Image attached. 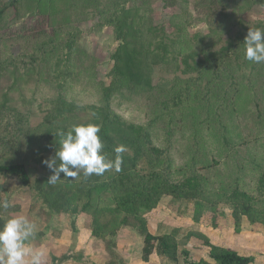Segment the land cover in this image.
I'll return each instance as SVG.
<instances>
[{
  "label": "trees",
  "instance_id": "obj_1",
  "mask_svg": "<svg viewBox=\"0 0 264 264\" xmlns=\"http://www.w3.org/2000/svg\"><path fill=\"white\" fill-rule=\"evenodd\" d=\"M73 1L76 4L79 0L0 1V41L12 38L11 28L18 26L19 39L10 41L19 43L29 27V50L17 46L20 51L16 58L0 60V71L5 70L12 77L20 68L29 67L40 77L51 54L60 52L53 63L56 76L51 95L34 97L38 80L32 78L33 74L29 76V95L20 96L12 87L0 91V182L17 179L23 187L35 192L48 213L59 222L88 218L87 228L96 241L95 248L108 239L110 246L115 247V237L126 228L141 238L143 262L156 254L168 264H178L180 258L184 264H252L253 256L215 245L200 231H188L180 241L183 246L180 249L176 239L180 228L172 233L154 234L148 226V216L163 198L169 197L178 205L191 204V220L196 224L208 212L211 227L221 229L226 225L222 205L230 207L235 233L241 232L243 220L264 229V64L247 61L243 44L249 29L264 28V21L249 27L241 19L253 5L264 7V0H237L233 9L239 13L227 24L224 21L233 16L221 10L217 25L207 36H194L196 45H181L186 26L177 24L185 20L187 9L171 19L175 29L170 34L163 25L154 24L150 10L140 9L135 0L130 9L117 3L108 11L92 10L99 13L101 24L113 27L118 42L111 57L110 82L100 84L92 102L79 98V92L69 91L76 33H71L67 40L57 38L66 23L54 21V16L58 17L54 11ZM206 1L211 7L226 2ZM164 2L165 6L169 2L171 6L175 0ZM215 10L207 11L211 14ZM220 32L222 37H212ZM173 65V73L187 77H175L169 90L163 84H154L155 68ZM157 88L161 89L163 100L161 107L154 109L157 114L149 123L130 119L114 105L117 95L127 99L154 98ZM194 96L195 107L188 114L196 117L201 111L204 117L189 126L193 130V147L186 163L178 165L183 144L179 124L184 119L176 121L173 115L186 108V100ZM244 96L247 104L250 102L246 111L247 104L240 107ZM24 99H29V106H36L42 116L34 127L19 111L18 105ZM122 100L126 101L120 99L117 103L122 104ZM171 110L173 113L165 121ZM81 123L101 126L99 135L109 158H115V147L126 146L121 171L110 170L102 176L87 178L81 173L75 179L61 174L62 180L48 184L53 173L43 161L55 157L59 150L58 132H67ZM208 125L212 130L208 136L215 140V152L203 156L198 147L207 140L203 130H208ZM157 128H161L160 135ZM192 238L208 249V260L189 259L191 250L187 245ZM109 253L111 259L105 264H123L112 250Z\"/></svg>",
  "mask_w": 264,
  "mask_h": 264
},
{
  "label": "rangeland",
  "instance_id": "obj_2",
  "mask_svg": "<svg viewBox=\"0 0 264 264\" xmlns=\"http://www.w3.org/2000/svg\"><path fill=\"white\" fill-rule=\"evenodd\" d=\"M133 2V0H79L76 4L73 1L71 5H68V2L66 4L63 3L59 9L54 11V13L56 12L58 14L57 18L54 16V21L57 23H66L57 38L59 40H67L71 33H76V39L74 41L75 52L72 62L73 73L69 71L70 78L68 84H70L69 91L73 94L79 92V98L83 101L92 102L98 94L101 86L100 84H109L110 70L113 65L111 57L118 45V42L114 37L113 27L101 24L103 21L99 20V13H93L92 10L101 9L100 11H108L109 7L114 6L117 3L124 5L125 9H130L133 6ZM135 2L140 6V9H149V14L153 19V23L159 26L163 25L169 34L175 29V25L171 24V19L176 15H179L182 12V9H187V13L184 15L185 20L177 24L179 26L181 23H184L186 26L184 30L186 37L181 38L183 39V43H180L181 45H189L190 43L196 45L194 43V36L196 34L207 36L212 28L217 25V14L221 10L233 16L231 17L232 19L228 18V20H225V24L234 20L239 13L238 9H233L237 4V0H226L222 6L214 4L212 7L209 1L206 0H175V2L171 4V6L174 7L169 5L170 2L168 3L169 7L168 5L165 6L164 0H135ZM68 9H72V11H69ZM208 9L216 10L210 14L207 11ZM66 11L69 13H66ZM140 13L142 14L143 11H140ZM67 18H69L68 22L65 21ZM241 19L249 27L256 26L258 23L264 21V7L253 5L241 15ZM32 22L33 24H36V18L33 19ZM17 27L18 26L11 28L13 32L12 38L7 37L0 41V60L8 57L16 58L17 53L20 51L17 46L29 50V27H26V31L22 34L24 38L20 39L19 43H13L10 41L19 39L20 35H18ZM221 34L222 32L218 34L214 33L212 34V37L216 36L219 38L222 37ZM222 44L217 46V48L221 47ZM178 52L180 51H176V54ZM59 56V50H56L51 54L48 58V66L43 68L40 77L35 74V70L33 73L29 71V67L27 70L20 68L19 71L16 72L17 74L12 76L13 78L9 72H5V70L0 71V91L12 87L20 96L26 94L29 95V87H31L29 85V76L33 74L32 78L38 80L36 94L33 93L34 97L36 99H42L43 96L51 95L55 87L52 82L56 76L53 63ZM173 70L174 65L169 68H166L165 66L156 67L154 84H163V87L169 90L172 88L173 84H175V77H180L182 79L187 77L179 72L173 73ZM75 73L77 75L73 76ZM115 97L114 105L122 114L127 115V117L132 120H138L144 123H149L153 116L157 114V111L155 112L154 109L161 107L163 100L161 89L158 88L154 98L146 99L141 97V99H127L124 97L121 98L118 95ZM194 98L195 96L186 100V108H182L173 115L176 121H178L177 118L184 119L183 124H179L182 126L179 130H181V134H183L181 136L183 144L180 147V153L177 160L178 165L186 163L189 159L190 149L193 147L191 134L193 130L192 127L189 126L198 124L201 122V118L204 117L201 111L197 112L196 117L188 114L189 109L195 107L196 100ZM120 99H125L126 101L122 100L123 103L119 104L117 101ZM246 104L247 97L244 96V99L241 100L240 107L243 108ZM249 105L250 102L247 104L244 111L248 110ZM18 107L19 111L26 116L28 124H30L31 127L36 126L41 121L42 116L38 112V108L36 106H29V99H24V102L18 105ZM238 110L240 111V109ZM172 113V110L166 113L164 117L165 121H167L168 116ZM157 131L160 135L161 128H157ZM210 132H212V130L209 129L208 125V130H203V135H206L207 140L198 147L199 153H202L203 156H208L215 152V140L208 136V133ZM177 144L180 145L179 142H177ZM0 184H2V189L0 185V201L5 199L10 201V207L8 209L0 208V227L3 226V223L8 218L16 215H23L31 222H34L36 224L35 234L38 236L41 232L44 233L47 222H50V225L53 226L54 229L55 227L60 226L62 228L70 226L72 219L70 221L59 222L56 216L48 213L46 208L42 205V202L35 195V192L23 187L17 179L7 178L2 180ZM192 209L191 204L189 205L188 203L183 202L178 205L169 197L163 198L158 207L148 216V226L154 234L172 233L175 228L179 227L180 231L176 236V239L180 243V249L183 247L180 241H182L188 231H200L210 239L211 243L222 247L232 248L240 255L253 256L254 262L252 264H264V229L262 227L252 226L246 220H243L241 232L239 234L235 233L230 219V207L221 205L220 209L225 213L226 225H222L221 229H214L210 225V213L205 212L201 222L196 224L191 220ZM83 218L84 219L80 221V226L87 227L90 220L86 217ZM46 227H49V225ZM68 236H70V232H68ZM137 237L139 238L137 234L130 232L124 236L120 235L118 239L119 243L116 242L119 245L118 250L116 247L110 246L109 239L105 242L102 241L99 242V244L97 243L98 245L105 246L100 249L101 253L99 252V254H97L98 259H101L103 255L102 261L106 263L111 259L109 251L112 250L123 263V260L118 253H120L122 249L125 250L127 244L138 248L141 244V239L139 240ZM71 239L73 241L74 233ZM34 242L38 243V245L40 244V241ZM34 246L36 245L34 244ZM187 246L191 250L189 257L190 260L198 261L202 258L208 260V249L201 244V241L192 238ZM41 247L44 249H39V251L45 253L47 247L42 245ZM103 249L106 250L104 251V254ZM77 257H79L78 252ZM90 258V256L86 255L82 261L83 264L96 263ZM100 259L98 263L100 262ZM159 259L156 262L157 264H168L167 260L161 262V259ZM180 264H184L183 258H180Z\"/></svg>",
  "mask_w": 264,
  "mask_h": 264
},
{
  "label": "clouds",
  "instance_id": "obj_3",
  "mask_svg": "<svg viewBox=\"0 0 264 264\" xmlns=\"http://www.w3.org/2000/svg\"><path fill=\"white\" fill-rule=\"evenodd\" d=\"M245 59L254 64H264V28L249 29L245 40ZM101 126L96 123H81L67 132H58L60 148L55 157L43 161L53 173L48 184H56L64 178L75 179L102 176L114 170L120 172L123 164L125 145L115 147V158L104 153V144L99 133ZM59 161V163H57ZM63 178V179H64ZM10 201H0V208L8 209ZM36 224L23 215L8 218L0 227V264H43L44 252L35 250L31 241L35 236Z\"/></svg>",
  "mask_w": 264,
  "mask_h": 264
},
{
  "label": "crops",
  "instance_id": "obj_4",
  "mask_svg": "<svg viewBox=\"0 0 264 264\" xmlns=\"http://www.w3.org/2000/svg\"><path fill=\"white\" fill-rule=\"evenodd\" d=\"M82 219L84 218L76 217L71 220L70 226H67L65 228H62L60 226L55 227V229L50 225V222H47L45 225L44 233L41 232L39 236L35 234L32 240L36 242L40 241V244L42 246L47 247V251L44 253L45 256L43 264H83L82 261L84 260L86 255L90 256V259L96 262L95 264H105V262L102 261L103 255L101 259L99 258V263V259L97 257V254H99V252L101 251L100 249L105 246L99 245L101 248L98 246L95 248L96 241L91 237L88 228L86 226H80V221ZM48 225L49 227H46ZM68 232H70V236H68ZM72 232L74 233L73 241L71 239L73 236ZM128 232L136 234L134 231L126 228H123L118 232L117 236L114 239V242L116 244L115 247L117 248V250L119 249V245L117 243H119L118 239L120 235L124 236ZM138 239L140 240L141 238L139 237ZM34 241H31V245L33 248H35V250L43 248L40 244L38 245V243H35ZM140 243L141 244L138 248L129 246L127 244L125 250L122 249L120 253H118V255H120L123 260V264H157L156 262L160 257H158L156 254L151 255L148 262L142 261V240ZM34 244L36 246H34ZM104 251L106 250L103 249V254ZM77 252L79 253V257H77ZM160 259L161 262H165L164 259ZM178 264H180V259Z\"/></svg>",
  "mask_w": 264,
  "mask_h": 264
}]
</instances>
